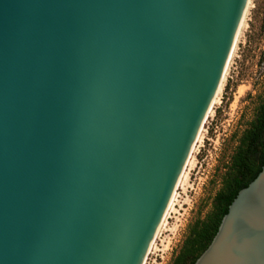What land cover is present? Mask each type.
<instances>
[{
  "label": "water",
  "instance_id": "water-1",
  "mask_svg": "<svg viewBox=\"0 0 264 264\" xmlns=\"http://www.w3.org/2000/svg\"><path fill=\"white\" fill-rule=\"evenodd\" d=\"M248 0H0V264H142ZM194 264H264V160Z\"/></svg>",
  "mask_w": 264,
  "mask_h": 264
},
{
  "label": "rangeland",
  "instance_id": "rangeland-1",
  "mask_svg": "<svg viewBox=\"0 0 264 264\" xmlns=\"http://www.w3.org/2000/svg\"><path fill=\"white\" fill-rule=\"evenodd\" d=\"M263 99L264 0H249L221 90L204 119L201 137L186 167L188 179L177 185L174 204L144 264H171L191 225L208 218L240 137Z\"/></svg>",
  "mask_w": 264,
  "mask_h": 264
},
{
  "label": "trees",
  "instance_id": "trees-1",
  "mask_svg": "<svg viewBox=\"0 0 264 264\" xmlns=\"http://www.w3.org/2000/svg\"><path fill=\"white\" fill-rule=\"evenodd\" d=\"M264 160V99L250 126L243 132L235 149L223 186L214 196L213 210L206 220L196 221L171 264H194L212 240L222 216L237 192L261 170Z\"/></svg>",
  "mask_w": 264,
  "mask_h": 264
},
{
  "label": "bare ground",
  "instance_id": "bare-ground-1",
  "mask_svg": "<svg viewBox=\"0 0 264 264\" xmlns=\"http://www.w3.org/2000/svg\"><path fill=\"white\" fill-rule=\"evenodd\" d=\"M248 6H249V0H248V2H247V5H246V8H245V11H244V14H243V17H242V20H241V23H240L239 29H238V31H237V34H236V37H235V40H234V43H233V46H232V49H231V52H230L229 58H228V60H227V63H226L225 69H224V73H223L222 81H221V83H220V86L218 87V90H217V92H216V95H215L214 98H213V101H212V103H211V105H210V108H209L207 114L211 111L212 104H214V103L216 102L217 96H218V94H219V92H220V90H221L222 82H223V80H224V77H225V74H226V71H227V68H228L229 60H230V58H231V56H232V54H233V51H234V49H235L236 42H237V40H238V37H239L240 31H241V28H242V26L244 25L245 15H246V12H247V8H248ZM206 116H207V115H206ZM201 134H202V126H201V128H200V130H199V133H198V135H197V137H196L195 142H197V141L200 139ZM195 142H194V144H195ZM194 144H193V147H192V149H191V151H190V154H189V156H188V159H187V161H186V163H185V166H184V168H183V171H182V173H181V175H180V178H179V180H178L177 185H180L182 182H184V181H186V180L188 179V172L186 171V167H187V165H188V164L190 163V161H191V158H192V152H193V150H194ZM177 185H176V187H177ZM175 189H176V188H175ZM175 194H176V193H175V190H174V193H173V195H172V198H171V200H170V202H169V204H168V206H167V209H166V211H165V213H164V215H163V217H162V220H161V222H160V224H159V226H158V228H157V231H156V233H155V235H154V237H153V239H152V241H151V243H150V245H149V248H148V250H147V252H146V255H147L149 249H150V248L152 247V245L154 244V240H155L156 236L158 235V232L160 231L162 225L165 224L164 221H165V219H166V215L168 214V212L170 211V209L172 208V206H173V204H174ZM146 255H145V257H146ZM145 257H144V259H145ZM144 259H143V261H142V264H144Z\"/></svg>",
  "mask_w": 264,
  "mask_h": 264
}]
</instances>
